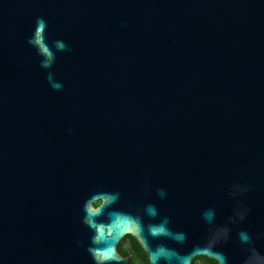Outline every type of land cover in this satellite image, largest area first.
Wrapping results in <instances>:
<instances>
[{
  "label": "water",
  "instance_id": "1",
  "mask_svg": "<svg viewBox=\"0 0 264 264\" xmlns=\"http://www.w3.org/2000/svg\"><path fill=\"white\" fill-rule=\"evenodd\" d=\"M100 195L264 264V0H0V264H98Z\"/></svg>",
  "mask_w": 264,
  "mask_h": 264
},
{
  "label": "clouds",
  "instance_id": "2",
  "mask_svg": "<svg viewBox=\"0 0 264 264\" xmlns=\"http://www.w3.org/2000/svg\"><path fill=\"white\" fill-rule=\"evenodd\" d=\"M113 199L112 196L100 195L91 200L86 207L87 222L97 233L94 237L95 242H103L106 245L103 249L95 250L98 264L111 259L119 261L124 257L128 258V264H156L164 250L151 251L137 219L125 214H113L108 224L96 223L93 220ZM165 231L163 227H153L151 234L156 236ZM183 264H224V258L210 247L198 248L183 258Z\"/></svg>",
  "mask_w": 264,
  "mask_h": 264
}]
</instances>
